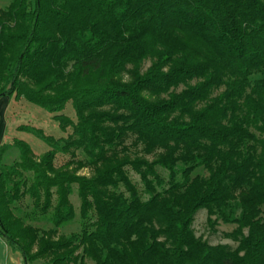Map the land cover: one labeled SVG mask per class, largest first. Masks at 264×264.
I'll list each match as a JSON object with an SVG mask.
<instances>
[{
	"label": "trees",
	"instance_id": "1",
	"mask_svg": "<svg viewBox=\"0 0 264 264\" xmlns=\"http://www.w3.org/2000/svg\"><path fill=\"white\" fill-rule=\"evenodd\" d=\"M4 96L73 123L77 135L62 143L22 126L51 149L37 160L21 139L20 161L0 166V236L24 264L49 253L53 264H264V0H10L0 8ZM70 102L75 122L64 114ZM72 147L95 175L71 171L74 161L55 167ZM23 171L44 210L57 194L55 227L75 218L78 185L93 228L32 255L12 217ZM201 209L213 225L237 226L235 248L196 235Z\"/></svg>",
	"mask_w": 264,
	"mask_h": 264
},
{
	"label": "rangeland",
	"instance_id": "2",
	"mask_svg": "<svg viewBox=\"0 0 264 264\" xmlns=\"http://www.w3.org/2000/svg\"><path fill=\"white\" fill-rule=\"evenodd\" d=\"M10 3V0H0V8H6ZM150 61L147 60L144 64V70H146ZM122 80L129 79L128 73H123ZM181 89V88H180ZM64 114L69 118L76 121L75 111L72 102L68 103ZM22 126H28L29 128H35L40 130V135L52 138L53 140H61L64 143L66 138L72 136L76 138V128L73 123L67 122L60 124L59 120L55 119L51 114L46 112L41 107L30 103L26 99H15L8 96L0 98V166L2 165H15L20 161V149L17 145L18 140L27 141L32 149L35 159H40L48 150L51 149L50 145L39 136V132L35 135L31 131L21 129ZM133 137L127 140V144H131ZM2 146H6L7 149L1 152ZM135 148L132 146V152ZM141 155V153H139ZM152 159V156H149ZM69 169L76 171L78 174L92 177L95 175L94 168L90 165L89 157L83 148L72 147L66 153H57L54 160V165L57 168L64 167L69 162ZM79 161L86 163V166L79 167ZM127 171L137 187V190L142 199L148 197L144 183L140 175L133 170L131 166L127 167ZM196 173L202 175H208V172L204 169H199ZM15 180L21 181V191L23 195L18 199L12 208L13 218L22 220L20 226H18L20 232H25L21 242L25 244L30 253L36 254L39 252L41 245L46 241H58L61 236H71L77 234L79 237L84 230H91L93 223L96 220L95 209H91L88 217L83 218L81 216V198L78 193V185H73V192L69 196L70 201L75 207V218L67 223L62 224L59 227H55L52 221L54 209L58 201L57 194L54 192L51 205L48 209L44 210L45 204L44 195L37 205L34 197L30 194V188L33 183L34 175L31 172L23 171L21 175L13 177ZM124 189V188H122ZM214 218V217H213ZM194 229L197 236H201L207 240L210 244H228L232 248H235L238 243L228 237V234L232 232L237 226L232 224H224L218 222L215 225L208 221V212L206 209H201L195 217ZM13 250V248H12ZM17 251V250H15ZM18 252V251H17ZM13 253V251L11 252ZM20 253V252H19ZM22 257V255H20ZM54 254H46L34 259L33 264H53ZM19 264H24L23 258H20ZM83 264H96L91 258H86Z\"/></svg>",
	"mask_w": 264,
	"mask_h": 264
},
{
	"label": "crops",
	"instance_id": "3",
	"mask_svg": "<svg viewBox=\"0 0 264 264\" xmlns=\"http://www.w3.org/2000/svg\"><path fill=\"white\" fill-rule=\"evenodd\" d=\"M13 251V253H11ZM21 254L7 244L5 239L0 236V264H19Z\"/></svg>",
	"mask_w": 264,
	"mask_h": 264
}]
</instances>
